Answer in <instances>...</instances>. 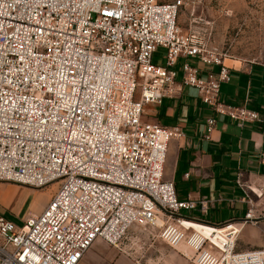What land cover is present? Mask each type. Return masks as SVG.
<instances>
[{
	"label": "built area",
	"instance_id": "built-area-1",
	"mask_svg": "<svg viewBox=\"0 0 264 264\" xmlns=\"http://www.w3.org/2000/svg\"><path fill=\"white\" fill-rule=\"evenodd\" d=\"M183 5L0 0V181L56 184L39 213L20 223L0 214V264H78L97 240L117 246L133 225L170 245L185 242L196 264H264L263 247L236 249L241 227L260 217L252 196L242 199L249 206L240 221L184 217L196 206L206 213L211 201L180 200L164 178L168 144L183 129L143 118L148 105L189 86L212 113L207 140L216 115L238 127L262 120L257 110L221 99L226 55L178 26ZM158 47L166 50L162 65L153 62ZM186 221L223 230L225 238L219 245L197 240Z\"/></svg>",
	"mask_w": 264,
	"mask_h": 264
},
{
	"label": "crops",
	"instance_id": "crops-1",
	"mask_svg": "<svg viewBox=\"0 0 264 264\" xmlns=\"http://www.w3.org/2000/svg\"><path fill=\"white\" fill-rule=\"evenodd\" d=\"M227 60L239 65L227 64ZM225 63L230 67L229 81L221 85V99L257 110L262 117L260 122H247L238 127L235 121L216 115L211 139H205V120L212 113L200 101L197 91L189 86H184L176 97L165 98L159 105H149L145 113L148 120L177 124L183 129L182 138L170 140L164 164V178L174 182L177 198L211 201L206 213L196 206L183 210L182 215L208 223L240 221L249 206L242 199L252 196L254 212L260 217L256 224L247 222L241 227L236 249L264 248V158L261 155L264 152V63L245 56H229ZM197 65L203 71L218 69ZM239 175L246 187L238 183ZM209 211L214 218H206ZM186 223L200 225L193 221ZM81 263L82 260L78 264Z\"/></svg>",
	"mask_w": 264,
	"mask_h": 264
},
{
	"label": "rangeland",
	"instance_id": "rangeland-1",
	"mask_svg": "<svg viewBox=\"0 0 264 264\" xmlns=\"http://www.w3.org/2000/svg\"><path fill=\"white\" fill-rule=\"evenodd\" d=\"M177 24L183 30L199 32L208 43L217 46L226 58L245 56L264 63V0H184ZM165 53V48L158 47L153 62L164 64ZM226 63L239 65V62L230 60ZM143 118L147 119L146 113ZM55 189L54 183L32 187L0 181V198H4L3 202L0 201V214L20 223L27 216L39 213ZM212 216L214 218L209 211L206 218L211 219ZM185 225L199 233L201 238H208L218 245L225 238L223 230L215 231L202 224ZM156 232L133 225L117 246L97 240L81 264H131L136 260L147 264H196L193 250L188 244L181 242L174 248L156 237Z\"/></svg>",
	"mask_w": 264,
	"mask_h": 264
},
{
	"label": "bare ground",
	"instance_id": "bare-ground-1",
	"mask_svg": "<svg viewBox=\"0 0 264 264\" xmlns=\"http://www.w3.org/2000/svg\"><path fill=\"white\" fill-rule=\"evenodd\" d=\"M187 222V221H186ZM187 224V223H186ZM201 224V223H200ZM208 228H211V227H208ZM192 232L194 233V237L197 239V240H200V239H204V238H201V235L199 233H197L196 231H193ZM205 239H208V238H205ZM211 241V240H210ZM174 248H176L177 244H173L172 245Z\"/></svg>",
	"mask_w": 264,
	"mask_h": 264
}]
</instances>
